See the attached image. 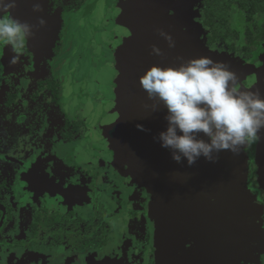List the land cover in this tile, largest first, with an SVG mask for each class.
Returning a JSON list of instances; mask_svg holds the SVG:
<instances>
[{
  "label": "flooded vegetation",
  "instance_id": "obj_1",
  "mask_svg": "<svg viewBox=\"0 0 264 264\" xmlns=\"http://www.w3.org/2000/svg\"><path fill=\"white\" fill-rule=\"evenodd\" d=\"M17 2L10 14L32 24L34 37L15 65L11 47L0 46V247L44 264H264V244L224 242L230 220L215 209L220 195L186 180V193L172 196L165 179L151 175L164 172V160L150 156L145 92L132 89L137 95L126 99L124 89H91L85 80L103 43L119 30L134 42L156 19L180 46L197 42L200 55L229 64L250 90L264 78V0ZM36 2L43 12L33 11ZM112 121L115 138L101 128ZM256 148L245 147L246 187L262 208L250 222L264 231ZM211 213L220 222L214 242L204 236Z\"/></svg>",
  "mask_w": 264,
  "mask_h": 264
},
{
  "label": "clouds",
  "instance_id": "obj_2",
  "mask_svg": "<svg viewBox=\"0 0 264 264\" xmlns=\"http://www.w3.org/2000/svg\"><path fill=\"white\" fill-rule=\"evenodd\" d=\"M17 6V0H0V46L11 47L12 65L23 54L26 40L34 37L32 24L10 14ZM33 11L43 12L42 3H34ZM38 23L40 27L47 25L43 18ZM158 35L169 48H175L171 35L163 30H158ZM152 52L163 55L155 45ZM177 60L169 66H151L139 80L152 102L145 104V109L152 113L166 111V128L153 139L170 153L174 162L182 164L186 160L191 167L203 157L216 163L221 152L239 155L242 149L262 139L264 93L242 89L239 76L223 61L207 56ZM136 127L148 131L141 124Z\"/></svg>",
  "mask_w": 264,
  "mask_h": 264
},
{
  "label": "water",
  "instance_id": "obj_3",
  "mask_svg": "<svg viewBox=\"0 0 264 264\" xmlns=\"http://www.w3.org/2000/svg\"><path fill=\"white\" fill-rule=\"evenodd\" d=\"M154 26H158L157 29ZM141 34L139 33L134 42H128L121 36L122 30H119L116 37V41L108 39L103 45L98 48L96 52V58H92L91 72L86 76V81L91 89H109L115 91L117 89H141L139 80L144 72L153 65L169 66L178 63L177 58L183 57L184 59L197 58L202 55L200 45L197 42H190L187 45L175 42V48H169L168 43H162L160 41L161 36L158 35L159 21H149V24ZM156 29V30H154ZM128 33V31H127ZM174 40H176L175 34H171ZM159 47L163 55L157 56L152 52V46ZM204 56V55H203ZM93 78H99L94 81ZM264 84L263 80L259 84H254L248 91H257L264 93V89H259L261 84ZM128 91V90H127ZM124 96L131 98L132 95L124 90L122 91ZM119 94V93H117ZM145 98L147 94L145 93ZM141 98V95L140 97ZM152 102L150 101L149 104ZM95 112L90 113L89 120L92 124L95 123ZM166 115L165 110H161L152 113L148 109V114L143 118H146L144 125H149L148 136L151 148L156 150L151 153L150 156L162 158L164 160L163 173L158 175L156 172H151L155 178H164L166 186H168V194L172 196L174 194H184L186 191L181 185L188 182V185L195 187L204 186L205 193L218 194L219 207H215L226 220L229 218V225H224L225 231L222 232L225 235L224 242H230L232 244L237 240L238 245H263L264 244V231L259 223H252L250 219L255 217L259 218L262 213V208L253 205V197L246 187L247 183V170H248V156L245 152V148L241 150L239 155H233L231 152H221L219 154V161L216 163H210L201 157L195 165L189 167L187 161L184 160L182 164H177L171 159L170 153L167 150L161 148L160 144L155 142L153 137L158 135L159 132L165 130L166 121L164 119ZM88 120V121H89ZM89 123L91 124V122ZM103 123V122H102ZM127 122L121 127L124 131L129 124ZM164 123L165 126L161 127L160 124ZM106 124V123H105ZM117 122H108L106 126H101L105 130L104 134H108L112 138L116 136L113 133L119 130L116 125ZM125 126V127H124ZM94 126H91L93 129ZM110 137V138H111ZM256 157L255 165L257 166V173L260 176L262 183L259 185L264 191V179L261 177L264 175V136L256 144ZM161 148V149H160ZM152 169H157L151 167ZM159 171V170H158ZM182 172H184L183 175ZM184 179V180H183ZM259 179V178H258ZM212 214V213H211ZM214 222H212V228L210 231L204 233L205 238L209 242L216 241L215 237L218 235L220 222L217 219L216 214H212ZM222 217V216H221ZM3 220L0 222V228L3 224ZM229 226V229L227 227ZM229 236V239H228Z\"/></svg>",
  "mask_w": 264,
  "mask_h": 264
},
{
  "label": "rangeland",
  "instance_id": "obj_4",
  "mask_svg": "<svg viewBox=\"0 0 264 264\" xmlns=\"http://www.w3.org/2000/svg\"><path fill=\"white\" fill-rule=\"evenodd\" d=\"M104 30L106 31V29L103 28L102 32H104ZM93 79H94V81H96L99 78H93ZM32 85H29V87L30 86L32 87ZM124 91L127 93L129 91L134 92V94H136V95L138 93V91H134L132 89H124ZM132 97H133V95H132ZM205 139H207V138L205 137ZM253 160L255 162L254 154H253ZM252 167L255 168L254 163L252 164ZM257 169L258 168L256 166L255 178L257 180H255V181H257V185L259 186L262 183V180H261L260 176H258ZM251 170H252V168H251ZM261 177L264 179V175ZM44 262L45 261H39V259H37V257L34 255V253H31L29 251H23L21 249L13 250L9 246H6V245L0 247V264H38V263L44 264ZM230 262H231V259H230Z\"/></svg>",
  "mask_w": 264,
  "mask_h": 264
}]
</instances>
